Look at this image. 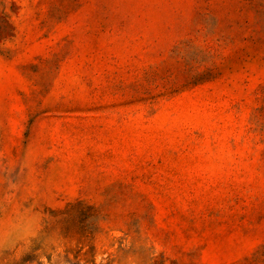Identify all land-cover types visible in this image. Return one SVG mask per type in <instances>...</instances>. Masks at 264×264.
Here are the masks:
<instances>
[{"label": "rangeland", "instance_id": "rangeland-1", "mask_svg": "<svg viewBox=\"0 0 264 264\" xmlns=\"http://www.w3.org/2000/svg\"><path fill=\"white\" fill-rule=\"evenodd\" d=\"M0 264H264V0H0Z\"/></svg>", "mask_w": 264, "mask_h": 264}]
</instances>
